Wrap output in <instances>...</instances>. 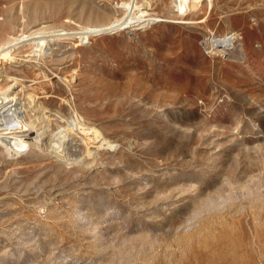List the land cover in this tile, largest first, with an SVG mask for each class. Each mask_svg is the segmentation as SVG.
<instances>
[{
	"label": "rangeland",
	"instance_id": "rangeland-1",
	"mask_svg": "<svg viewBox=\"0 0 264 264\" xmlns=\"http://www.w3.org/2000/svg\"><path fill=\"white\" fill-rule=\"evenodd\" d=\"M124 1L0 0V45L75 33L0 65L40 129L0 155V264H264V0H199L187 20L137 0L142 27L80 36Z\"/></svg>",
	"mask_w": 264,
	"mask_h": 264
},
{
	"label": "bare ground",
	"instance_id": "bare-ground-1",
	"mask_svg": "<svg viewBox=\"0 0 264 264\" xmlns=\"http://www.w3.org/2000/svg\"><path fill=\"white\" fill-rule=\"evenodd\" d=\"M208 1H209V3L207 5L212 7L213 6V0H208ZM171 3H173V2L171 1ZM250 3H252V2H250ZM236 4H238V2ZM253 4H255V3H253ZM177 6L179 7L178 14L180 15V18L183 19V18H185V17H183V15H186L188 10L197 9V8H199L201 6V4H200L199 0H179ZM122 7H123L124 11L127 13V16L125 18H123V19H120V20L117 19L118 21L114 25H112L110 27V29H109L108 26H105V27H98L97 26L98 28L97 27L96 28H91L93 26L90 25L91 27L89 29L87 28L88 30H86V28H85L86 31H83V32H78L77 31V32L79 34H81L80 36H83L82 38H86V40H89L91 35L102 33V32H106L108 30H111V32H113L115 34V33L118 32V30L124 29V28H128V27H131V26H133V27H135V26L136 27L137 26L142 27L141 26L142 24H145L147 20L151 19L149 17V14H146L145 12L141 11V14L140 13H139L140 15L138 14L137 9H139V11H140V8H142L144 6L142 4V6L140 7V5L138 4L137 0L124 1L123 4H122ZM147 7H148V3H147ZM200 10H201V8H200ZM200 10L196 11L195 13H193V15L195 16V15L200 14ZM103 15H104V13H103ZM189 15H190V13H189ZM91 18H92V16H91ZM104 18H105V16H104ZM156 18H159V17H156ZM185 20H187V19L185 18ZM110 21H111V19H110ZM115 21H116V19H115ZM227 21H228V19H227ZM96 22H97V20H96ZM103 23H102V26H103ZM106 23H108V22H106ZM104 25H106V24H104ZM13 28H15V27H13ZM43 28H44V26L42 27V29ZM42 29L40 28V30H42ZM62 29H64V28H62ZM48 30H50V29H48ZM14 33L15 32H13V34ZM61 33H59L57 35H45L41 31L40 32L39 31H37V32L32 31L30 34H28V35H26L24 37H19V38L11 37L10 39H8V37L6 36V38H7V39H5L6 41L4 42V40H3V43H1V45H0V65L2 64L3 61H8V60L13 59L15 57L13 55V53L16 50L15 47L18 46V45H21V44L25 45L26 44V45H28V46H30L32 48V51L34 52L35 55H37L39 57H43V55L46 54L45 53L46 46L52 40H55V38L61 37L63 35L64 36L65 35H67V36L68 35H70V36H74L75 35V33H71V32L70 33L68 32V33H65V34H63V32H61ZM235 40H236V37H235L234 34H232V35H228L227 34L225 36H220V37H218L216 35H213L208 40V43L210 44L211 48H219V49L221 48L220 49L221 51H228L229 49H231V47H234ZM53 53H54V51H53ZM19 54H21V53H19ZM50 54H51V52H50ZM51 55H53V54H51ZM37 59H38V57H37ZM16 60H17V58H16ZM5 85H8V84H5ZM3 87H4V85H3ZM18 93L19 92H17V94ZM17 94L12 95L11 93H9V88H7V89L6 88L5 89L0 88V96H3V97H0V99L1 98L4 99L1 102L3 105L0 107V155L3 154V153H1L3 151H5L9 155H12L13 151L16 152V153H19L23 147H27V150L29 148L33 147V145L36 144V143H34L33 141L28 140V139H32L31 137L34 136V133L36 134L40 130V129L37 128V125L34 122V120H31L29 118L23 119V117L22 118L15 117L16 115L13 116V113L11 112V110L13 111L12 107L14 105H17ZM5 100H7V101L4 103ZM15 100H16V102L14 103ZM95 133L98 136V131L96 129H95Z\"/></svg>",
	"mask_w": 264,
	"mask_h": 264
}]
</instances>
